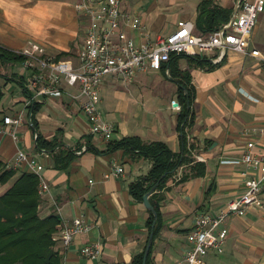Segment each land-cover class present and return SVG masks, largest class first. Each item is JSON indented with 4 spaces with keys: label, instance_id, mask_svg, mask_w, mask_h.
I'll list each match as a JSON object with an SVG mask.
<instances>
[{
    "label": "crops",
    "instance_id": "1",
    "mask_svg": "<svg viewBox=\"0 0 264 264\" xmlns=\"http://www.w3.org/2000/svg\"><path fill=\"white\" fill-rule=\"evenodd\" d=\"M80 1L0 0V48L17 54L34 39L50 57L70 54L77 45L84 44V37H80L81 30L85 36L84 17L76 10ZM201 1L171 0L168 8L175 21L163 26L158 23L161 15L156 18L152 14L155 8L149 12L147 0H125L122 11L139 17L150 39L170 35L182 20L194 24L193 33L205 35L196 27ZM210 1L232 12L238 2ZM258 19L248 51L257 50L264 58V11ZM142 30L125 31L137 45H144L149 38ZM178 56L161 71L141 74L131 84L111 76L104 80L99 107L102 118L115 130L109 142L90 133L87 118L73 98L79 93L76 87L65 85L61 98L39 97L26 106L33 94L28 88L31 72L23 68L22 62H0V124L5 117L23 113L15 139L7 134L0 137V161L5 165L13 162L19 151L38 161L40 175L49 186L42 195L39 213L42 218L59 216V236L62 228L76 218L82 217L91 226L89 231L76 235L69 247L59 240L62 264H133L134 258L145 252L151 233L150 211L131 195L130 185L146 177L153 163L116 149L113 144L137 137L146 144L163 142L173 153H180V83L192 92L191 113L184 130L186 146L193 163L206 165V174L179 184L188 169L184 165L158 193V198L164 199L160 202L163 227L154 238L149 264H175L181 260L197 218L203 213H219L242 195L244 166L225 162L240 161L251 141L256 143V153H264V138L258 134L264 128L263 60L232 50L221 55L216 50L205 56ZM195 57L209 64L201 66L202 60ZM216 72L225 75L213 78ZM182 74H187L189 80ZM183 93L188 95L187 90ZM158 95L167 99L164 107L157 105ZM174 101L180 110L173 108ZM34 107L36 111H32ZM38 134L62 146L54 152L39 149ZM192 141H196L195 149L190 148ZM60 148L73 155L64 169L59 167L64 160L57 164L54 159ZM114 164L124 168L119 177L112 175ZM15 171L14 178L31 173L26 166ZM12 181L0 184V196L10 189ZM261 198L264 202V194ZM227 228L223 254H209L208 264H264V209L251 207L244 217L229 219ZM90 244L101 246L97 259L81 254V249Z\"/></svg>",
    "mask_w": 264,
    "mask_h": 264
},
{
    "label": "built area",
    "instance_id": "2",
    "mask_svg": "<svg viewBox=\"0 0 264 264\" xmlns=\"http://www.w3.org/2000/svg\"><path fill=\"white\" fill-rule=\"evenodd\" d=\"M124 1L81 0L76 5V10L85 19L84 44L76 58L57 60L48 56L45 48L34 42H29L17 53L24 58L23 68L31 72L28 88L33 94L26 106L39 97L61 98L65 93V85L76 87L79 93L73 98L87 118L90 133L109 142L115 130L110 122L102 118L99 107L101 87L107 77L131 84L141 74L161 71L172 55L205 56L216 50L220 51V55L232 50L261 59L264 63L259 51H248L250 36L259 15L264 11V0H240L233 21L231 19L212 33L195 34L194 24L182 20L177 23L173 33L154 39H150L149 34L142 30L139 17L122 11ZM126 29L142 30L149 38L147 43L137 45L127 36ZM172 106L175 110L181 109L176 101ZM22 123L23 113L16 117H5L0 124V137L7 134L15 139V133ZM258 134L264 138V128ZM225 163L244 166L241 172L244 191L219 213H203L197 218L187 236L189 248L175 264H208L206 258L209 254L221 255L225 250L229 219L244 217L253 206L264 209L261 198L264 194V153H256V143L251 141L246 144L240 161ZM24 166L38 176L40 195L47 193L49 186L40 175L42 167L35 158L19 151L14 161L6 164L8 170H19ZM113 167V176L119 177L124 173L123 167L117 164ZM90 229L85 219L76 218L71 224H66L56 238L61 240L64 247H69L76 235ZM81 254L91 260L97 259L101 255V246L86 245L81 249Z\"/></svg>",
    "mask_w": 264,
    "mask_h": 264
},
{
    "label": "trees",
    "instance_id": "3",
    "mask_svg": "<svg viewBox=\"0 0 264 264\" xmlns=\"http://www.w3.org/2000/svg\"><path fill=\"white\" fill-rule=\"evenodd\" d=\"M232 14V10L223 9L210 0H202L197 8V30L201 34L212 33L228 23ZM66 56H69V53H61L57 60ZM177 57L179 56L172 55L170 62ZM197 59L202 60L200 61L201 66L209 64L206 59ZM8 61L23 62L24 58L0 48V62ZM209 66L212 68L211 65ZM174 73L176 74L175 69ZM182 77L186 81L189 80L187 74H182ZM180 88L182 94L180 97L183 103L179 124L183 144L180 153H173L163 142L146 144L137 137L126 138L113 144L116 149L121 148L125 153L151 160L153 163L146 177L130 185V193L135 199L142 202L146 193L159 183L149 199L157 213V219H155L153 213L150 212L148 220L150 231L155 224L154 238L159 235L163 227L160 202L164 199L158 198V193L168 180L184 165L188 166V169L179 184L203 177L206 174V165L198 162L193 163L186 146L184 130L191 113L192 92L184 83H180ZM183 90H187V96H184ZM32 109V111H36V107ZM191 121L193 122L194 119ZM35 126L36 124L33 123L34 128ZM37 145L39 149H47L49 152H54L57 147L62 146L57 141L46 140L40 134L37 135ZM196 146V141H192L190 148L195 149ZM72 158V153L64 148L54 156L57 164L64 160V165L59 166L63 169L72 161ZM16 174L15 170H8L6 165L0 161V184L5 185L13 180L10 189L0 196V264H62V256L58 248L59 240L56 238L61 222L59 216L51 215L45 218L40 216L39 207L42 196L39 193L40 181L37 175L24 172L14 178ZM151 252L152 248L147 264H149ZM143 258L144 251L134 258L133 264H143Z\"/></svg>",
    "mask_w": 264,
    "mask_h": 264
},
{
    "label": "rangeland",
    "instance_id": "4",
    "mask_svg": "<svg viewBox=\"0 0 264 264\" xmlns=\"http://www.w3.org/2000/svg\"><path fill=\"white\" fill-rule=\"evenodd\" d=\"M148 3L149 4V8L148 10H150L149 12H152L151 11V8H155L154 9V13L152 12L153 16H156V18L158 17V15H161L158 19V23L160 25H169V24H173V21H175V16L171 13L170 9L168 8L172 3H171V0H147V2H145V4ZM147 4V5H148ZM182 15L181 13H179V16ZM81 16H83L81 14ZM178 18V17H176ZM83 22L85 24V19L83 18ZM259 24V19L257 20V23H256V26ZM255 30V28L253 29V31ZM83 30H81V34H80V37L81 38H85L83 32ZM253 34V32H252ZM251 38V36H250ZM31 42H35L34 39L30 40ZM83 45L81 44L80 46L77 45V48H73L74 50L71 51V53L69 54V56H66V57H63L62 59L60 60H67V59H70V57L72 56H75L77 55L78 51H80L82 49ZM252 49H250L251 51ZM225 73L224 72H216V75H214L213 78H220L222 76H224ZM171 85L173 86H176L175 83H170ZM201 94V93H200ZM156 103L159 107H164V104L166 103L167 99L165 98V96H161V95H158V97L156 98ZM198 103H200V100H198Z\"/></svg>",
    "mask_w": 264,
    "mask_h": 264
},
{
    "label": "water",
    "instance_id": "5",
    "mask_svg": "<svg viewBox=\"0 0 264 264\" xmlns=\"http://www.w3.org/2000/svg\"><path fill=\"white\" fill-rule=\"evenodd\" d=\"M239 2H240V0H238L237 5L234 8L233 17H232L231 22L233 21V19L235 18L236 14H237ZM30 124L32 125V121L31 120H30ZM158 186H159V183L156 184L148 193H146V195L143 198L144 206L151 213H153L155 219H157V213L155 212L154 208L151 206V204L149 202V197L155 192V190L157 189ZM154 227H155V224L152 226V230H151V233H150L149 241L147 243V246H146V249H145V252H144L143 264H147V259H148V256L150 254V251H151V248H152V245H153V241H154Z\"/></svg>",
    "mask_w": 264,
    "mask_h": 264
}]
</instances>
